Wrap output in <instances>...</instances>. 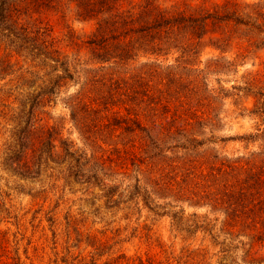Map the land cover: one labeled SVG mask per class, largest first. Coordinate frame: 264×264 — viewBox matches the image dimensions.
<instances>
[{"label":"trees","instance_id":"1","mask_svg":"<svg viewBox=\"0 0 264 264\" xmlns=\"http://www.w3.org/2000/svg\"><path fill=\"white\" fill-rule=\"evenodd\" d=\"M17 1L2 0L0 14L14 16ZM74 1L79 20L93 23L95 31L89 41L75 38L73 32L66 34L65 50L49 51L54 76L41 88L33 108H45L57 92L67 93L77 68L80 88L64 102L84 149L64 136L61 125L41 126L14 148L12 160L18 170L37 175L51 168L66 183L83 179L89 183L105 179L130 161L145 177L152 197H172L193 208L210 207L225 216L228 234L245 233L264 245V102L258 99L249 111L259 118L255 132L229 139L246 149L260 144V151L207 158L201 150L210 142L204 139L205 130L216 127L208 114L214 107L206 93L207 78L192 75L205 54L211 55L206 62L209 70L224 67V55L240 27L263 32L264 5L247 6L255 12L245 20L237 4L223 15L169 9L156 0ZM54 2L43 3L52 9ZM52 44L47 47L53 48ZM75 48L86 51L75 54L72 63L69 54ZM240 58L234 60L239 63ZM255 77L260 79L259 73ZM235 97L239 95H232L237 106ZM19 251L6 261L0 257V264H26Z\"/></svg>","mask_w":264,"mask_h":264},{"label":"rangeland","instance_id":"2","mask_svg":"<svg viewBox=\"0 0 264 264\" xmlns=\"http://www.w3.org/2000/svg\"><path fill=\"white\" fill-rule=\"evenodd\" d=\"M156 1L169 9L223 15L237 4L245 20L255 12L247 6L264 5V0ZM43 2L48 4V0H19L14 16L0 14V257L6 261L19 249L26 264H139L140 259L146 264H264V258L256 259L257 253L264 257L262 242L245 233L228 234L225 216L210 207L152 197L145 177L130 161L105 179L89 183L84 179L66 183L51 168L37 175L18 170L12 160L14 148L41 126L61 125L64 136L84 149L65 105L80 88L77 68L67 93L57 92L45 108H33V103L54 76L49 51H64L65 36L72 32L89 41L95 25L79 20L74 0H55L52 9ZM260 32L240 27L233 33L224 67L209 70L206 62L211 55L205 54L203 63L192 68V75L207 78L206 93L214 107L208 114L216 127L205 130L204 139L210 142L201 150L207 158L241 157L261 149L260 144L246 149L239 141H229L254 133L259 123L249 111L258 99L264 102L258 94H264V29ZM51 43L55 45L50 49ZM75 51L69 62L86 50ZM238 56L239 63L234 60ZM232 95L240 97H235L237 106Z\"/></svg>","mask_w":264,"mask_h":264}]
</instances>
